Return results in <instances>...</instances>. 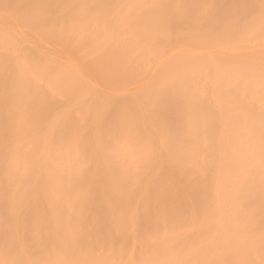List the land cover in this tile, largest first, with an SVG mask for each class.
I'll use <instances>...</instances> for the list:
<instances>
[{
    "label": "bare ground",
    "instance_id": "6f19581e",
    "mask_svg": "<svg viewBox=\"0 0 264 264\" xmlns=\"http://www.w3.org/2000/svg\"><path fill=\"white\" fill-rule=\"evenodd\" d=\"M0 264H264V0H0Z\"/></svg>",
    "mask_w": 264,
    "mask_h": 264
}]
</instances>
